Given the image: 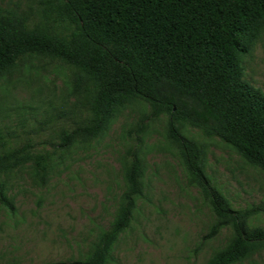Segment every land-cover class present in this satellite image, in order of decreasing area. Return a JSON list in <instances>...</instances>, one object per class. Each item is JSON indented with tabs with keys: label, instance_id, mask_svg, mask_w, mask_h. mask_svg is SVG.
<instances>
[{
	"label": "rangeland",
	"instance_id": "1",
	"mask_svg": "<svg viewBox=\"0 0 264 264\" xmlns=\"http://www.w3.org/2000/svg\"><path fill=\"white\" fill-rule=\"evenodd\" d=\"M47 0H1L43 23ZM244 78L264 93V30L241 58ZM69 65L45 55L19 57L0 76V151L30 142L27 159L0 166V264H53L85 258L109 228L126 188L124 162L134 150L143 167V197L118 235L107 264H206L232 237L192 183L167 131V115L125 97L103 133L59 145L58 132L86 115L72 91ZM203 150L205 173L236 209L261 206L249 221L264 227V172L217 136L186 125ZM233 264H264V247Z\"/></svg>",
	"mask_w": 264,
	"mask_h": 264
},
{
	"label": "trees",
	"instance_id": "2",
	"mask_svg": "<svg viewBox=\"0 0 264 264\" xmlns=\"http://www.w3.org/2000/svg\"><path fill=\"white\" fill-rule=\"evenodd\" d=\"M1 2V0H0ZM43 23L0 4V76L36 53L72 69V91L84 94L86 115L58 132L69 147L100 136L125 97L167 115V131L190 181L217 222L230 226L228 244L206 264H233L264 247V227L251 226L261 206L234 208L205 173L204 153L182 128L199 129L231 145L264 172V93L244 78L241 63L264 30V0H47ZM30 142L0 151V166L27 159ZM143 167L134 150L124 162L126 188L109 228L85 258L53 264H107L111 248L143 197Z\"/></svg>",
	"mask_w": 264,
	"mask_h": 264
}]
</instances>
